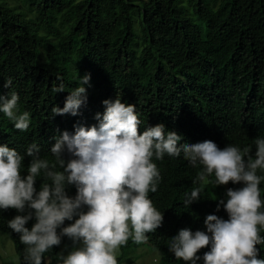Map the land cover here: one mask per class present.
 Masks as SVG:
<instances>
[{
  "label": "trees",
  "instance_id": "1",
  "mask_svg": "<svg viewBox=\"0 0 264 264\" xmlns=\"http://www.w3.org/2000/svg\"><path fill=\"white\" fill-rule=\"evenodd\" d=\"M14 1L0 3V96L17 93L30 125L17 130L0 112V146L18 147L25 164L32 159L26 155L31 144L48 154L58 133L98 126L102 102L117 97L135 105L143 120L140 133L157 123L193 144L252 146L264 138V0ZM85 75H90L83 85L87 100L78 114L52 117L51 109L63 108ZM8 80L11 85L4 87ZM60 83L64 91H54ZM180 157L184 161L176 165L190 170ZM46 159L53 163L55 157L50 153ZM159 162L169 169L166 154ZM76 194L74 185L72 198ZM29 212L0 209V232L14 242L19 264L26 245L8 222ZM35 223L33 215L25 227ZM148 234L160 264H190L164 255L174 256L168 247L172 231ZM63 242L72 240L63 236L43 253L42 264L62 263ZM261 252L264 256V245Z\"/></svg>",
  "mask_w": 264,
  "mask_h": 264
},
{
  "label": "clouds",
  "instance_id": "2",
  "mask_svg": "<svg viewBox=\"0 0 264 264\" xmlns=\"http://www.w3.org/2000/svg\"><path fill=\"white\" fill-rule=\"evenodd\" d=\"M89 80L90 75L79 77L80 86L70 91L63 108L51 109V116H76L86 103L83 85ZM10 85L8 80L4 87ZM63 89L60 83L54 91ZM18 101L15 92L0 96V112L15 129L26 131L30 113H21ZM102 103L98 126L53 137L47 149L53 163L36 143L26 150L30 164L18 147L0 146V209L30 211L8 222L26 245L24 264H42L43 253L60 245L63 236L78 246L61 255V264H122L117 250L134 242L133 251L151 247L154 264H160L148 233L169 231L176 234L168 246L174 256L164 255L179 263L264 264V138L252 146L193 144L157 123L140 133L143 120L135 105L119 97ZM181 153L190 170L176 165L184 161ZM165 154L168 170L159 162ZM33 215L36 223L29 230L25 225ZM74 216V223L61 228Z\"/></svg>",
  "mask_w": 264,
  "mask_h": 264
},
{
  "label": "rangeland",
  "instance_id": "3",
  "mask_svg": "<svg viewBox=\"0 0 264 264\" xmlns=\"http://www.w3.org/2000/svg\"><path fill=\"white\" fill-rule=\"evenodd\" d=\"M1 1L2 0H0V3ZM10 1L12 4H16L14 0ZM136 28L138 29L139 26L137 25ZM127 242H129V240ZM134 244L136 243H132V245ZM132 245L126 250H122L124 246H121L117 250L116 257H123L122 264H154V252L151 247L150 250L142 247L138 251L137 248L133 251ZM77 246L78 245L73 244V241L70 244L63 242L61 245V255L66 256ZM130 256L133 259H128ZM136 256L138 257L135 258ZM0 264H19V258L15 250L14 242L8 234L2 232H0Z\"/></svg>",
  "mask_w": 264,
  "mask_h": 264
}]
</instances>
